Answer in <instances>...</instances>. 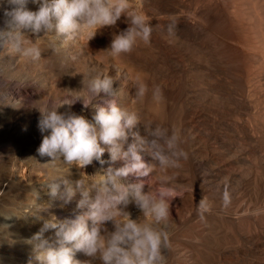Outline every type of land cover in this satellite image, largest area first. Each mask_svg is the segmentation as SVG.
Instances as JSON below:
<instances>
[{
	"label": "bare ground",
	"instance_id": "6f19581e",
	"mask_svg": "<svg viewBox=\"0 0 264 264\" xmlns=\"http://www.w3.org/2000/svg\"><path fill=\"white\" fill-rule=\"evenodd\" d=\"M132 3L153 26L150 43L141 42L117 58L104 49L114 34L128 27L124 16L89 42L47 34L40 38L43 58L38 63L23 61L0 46V264H38L30 242L33 234L50 216L63 220L79 211V193L69 203L49 197L47 185L52 179L70 174L74 182L81 177L91 182L108 166L94 161L84 170L56 169L49 157L37 152L42 135L37 127L40 113L34 107L51 105L57 97L80 90L83 77L87 82L97 74L110 75L113 86L111 94L101 93L95 103L106 106L114 99L120 107L135 111L141 123L132 131L143 136V123L150 122L181 134L187 159L180 167L166 171L157 167L149 178H140L147 191L168 177L167 185L176 192L169 214L176 221L156 225L170 238L164 250L166 264H264V257L246 250L247 245L264 247V217H247L253 198H238L242 185L236 181L240 175L235 177L237 166L246 167L248 185L260 186L264 193V0ZM27 6L35 11L39 4L29 0ZM11 7L8 0H0V28L5 27L4 10ZM24 31L33 41L43 36ZM166 48L182 52L184 59L167 57ZM136 80L147 85L142 100L135 99ZM157 89L159 100L153 98ZM58 111H72L94 122L95 109H85L79 101ZM133 140L130 135L128 142ZM142 156L151 160L146 152ZM103 158L108 160L107 152ZM19 163L27 171L21 178L14 171ZM188 187L198 196L187 194ZM243 210L249 211L247 216ZM126 211L133 219L140 216L151 223L133 204ZM107 228L113 229L111 222ZM43 238L54 242L55 230L45 231ZM76 258L90 259L80 252Z\"/></svg>",
	"mask_w": 264,
	"mask_h": 264
},
{
	"label": "clouds",
	"instance_id": "9594fccd",
	"mask_svg": "<svg viewBox=\"0 0 264 264\" xmlns=\"http://www.w3.org/2000/svg\"><path fill=\"white\" fill-rule=\"evenodd\" d=\"M39 4L37 10L28 8L29 0H8L12 5L4 10V28H0V46L17 58L38 63L43 58L40 38L54 34L64 40L81 37L87 42L106 26L117 24L121 16L128 27L114 34L110 47L104 49L111 58L131 52L139 43L149 44L152 24L132 0H31ZM43 36L35 41L24 30ZM169 33L172 26L169 25ZM80 90H71L51 102L34 107L39 113L37 127L42 135L37 149L41 157L62 159L78 169L98 162L102 167L98 178L91 182L80 178L73 184L68 179L54 178L47 185L52 199L69 203L77 193L79 210L74 216L58 219L54 215L44 220L40 231L33 234V252L38 264H166L164 250L170 246L168 233L156 225L166 224L170 201L176 195L169 187L168 177H162L158 186L144 190L145 180L159 167L161 170L179 168L187 159L178 130L159 123H143L145 134L132 131L141 120L135 111L120 107L113 99L106 106L95 103L101 93H112L113 78L97 74L90 77ZM135 99L142 100L147 85L134 82ZM75 93L73 95L72 93ZM153 98L159 100L157 89ZM81 102L85 109H95L93 121L72 111H58L63 106ZM134 137L129 143V136ZM125 145H127L125 147ZM108 153V160L104 154ZM146 152L151 160L146 161ZM121 161L119 167L110 162ZM97 174V173H96ZM92 175V176H96ZM130 178H136L132 180ZM63 185V188H62ZM39 193H37V197ZM133 204L151 223L136 219L126 211ZM111 222L113 229L107 228ZM55 230V241L43 238V233ZM89 260L81 261L76 253Z\"/></svg>",
	"mask_w": 264,
	"mask_h": 264
},
{
	"label": "rangeland",
	"instance_id": "374dc122",
	"mask_svg": "<svg viewBox=\"0 0 264 264\" xmlns=\"http://www.w3.org/2000/svg\"><path fill=\"white\" fill-rule=\"evenodd\" d=\"M165 55H166L167 57L170 56V55H173V56H175V57H178V59H180V60L184 59V58H183V55H184V54H183L182 52H176V53H174V52H172L171 50H169L168 48L165 49ZM168 81H169V83L172 82V81H170V80H168ZM46 159H49V158L46 156ZM51 162H52L53 164H56V165H57L56 169H62V168H63V169H67V170L78 169V168H75V166L72 168V167H71L72 165L66 164L62 159H56V160H54V161L51 160ZM16 166H17V165H16ZM16 166H15V167H16ZM236 166H237V165H236ZM236 166H235V167H236ZM239 167H240V166H239ZM239 167L237 166L236 169H235V170H236V174H237V175H235V177L240 175L239 178L236 177V181H237V183L240 181V184H239V183H238V184H239L240 186L242 185L243 187L241 186V187H240V190H239V188H238V190L236 189L238 195H239V192H240V195L238 196V198H240V197H241L240 199H242V197L247 198V199L249 198L248 201H249L251 198H253L252 201H253V202L255 201L254 203L252 202V208H250L251 210L249 209L250 213H249V211H244V210H243V211H244V212H243V215L246 213L245 215L247 216L248 213H249L250 215H248L247 217H249V218H254L255 216H259V217H260L261 214H262V216H261L260 218H263V217H264V214H263V213H264V212H263V211H264V209H263V208H264V204H263V203H264V193H263V191L260 189V188H261L260 186H259V187H256V189H258V190H256V189H254V187H251L250 185H248V181H249V180L246 179V178H247V175H248V173H247V172H248V169H247L246 167H245V168L243 167V170H242V169H241L242 167H240V168H239ZM237 169L239 170V172H238ZM240 169H241L242 171H241ZM81 170H84V169H81ZM14 171H15V173L17 174V176L19 175V176H18L19 178L23 177V176L27 173L26 169H25L24 167H22V164H20V163H19L18 166L14 169ZM240 171L243 173V175H242V173H241ZM239 173H240V174H239ZM246 173H247V174H246ZM245 174H246V175H245ZM86 175H87V174H85L84 177H85V178L87 177V179H89V178H88V175H87V176H86ZM71 176H72V175L68 174V175L65 176L64 178H65V179H68V180L70 179L69 181H70V182L73 184V186H74L75 182H74V180H73V177H71ZM243 176H245L244 178H245L246 181L244 180ZM39 177L41 178V176H39ZM40 178H39L38 180H41ZM241 178H242V179H241ZM239 179H240V180H239ZM238 180H239V181H238ZM242 180H244L245 183H244ZM247 180H248V181H247ZM72 181H73V182H72ZM241 182H242V183H241ZM244 184H245V185H248V187H247V186H244ZM249 187H250V189H249ZM252 188L254 189V191H253ZM248 189H249V191H248ZM251 189H252V190H251ZM189 190H190L192 193H194V191H195V189L192 190V187H188V188L186 189L187 194H192ZM259 190H260V191H259ZM188 191H189V192H188ZM238 191H239V192H238ZM196 192L198 193L197 190H196ZM196 192H195L196 195H195V194H192V195L198 196L199 193L197 194ZM255 192H256V194H255ZM258 192H259V193H258ZM261 192H262V193H261ZM249 193H252V194L255 196V199H254V196H253L252 194H249ZM241 194H242V195H241ZM257 194H258V195H257ZM261 194H263V195H261ZM256 195H257V197H256ZM247 196H249V197H247ZM251 196H252V197H251ZM260 196H262V198H261ZM256 198H258V199H256ZM259 198L263 199V202H262L261 199L259 200ZM250 201H251V200H250ZM259 201H260V202H259ZM257 202H258V205L256 204ZM260 203H261V204H260ZM254 204H255L256 207H255V206L253 207ZM259 204L261 205L262 208L260 207ZM247 205H249V202H247ZM253 208H255V209H253ZM259 208H260V209H259ZM256 210H259L260 212H261L262 210H263V211H262L261 213H259V211L256 212ZM252 211H253V212H252ZM254 211H255V214H253ZM251 212H252V213H251ZM252 214H253L254 216H253ZM256 214H257V215H256ZM246 216H245V217H246ZM252 216H253V217H252ZM168 220H169V222H170V224H171L172 222H175V221H176V218H175V217H172V218L170 219V218L168 217ZM246 247H247L246 250L248 249V250L250 251V253H255L256 255L259 254V255H258L259 257H264V247H263V246H260V247H259L260 249H259V248H255L254 246H251V245H249V246L247 245ZM252 249H253V250H252ZM254 249H255V250H254ZM258 249H259V250H258ZM248 250H247V251H248ZM257 253H258V254H257ZM261 253H262V254H261Z\"/></svg>",
	"mask_w": 264,
	"mask_h": 264
}]
</instances>
